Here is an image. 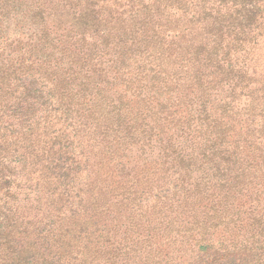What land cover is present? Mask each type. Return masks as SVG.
Listing matches in <instances>:
<instances>
[{
	"label": "trees",
	"instance_id": "trees-1",
	"mask_svg": "<svg viewBox=\"0 0 264 264\" xmlns=\"http://www.w3.org/2000/svg\"><path fill=\"white\" fill-rule=\"evenodd\" d=\"M0 264H264V0H0Z\"/></svg>",
	"mask_w": 264,
	"mask_h": 264
},
{
	"label": "rangeland",
	"instance_id": "rangeland-1",
	"mask_svg": "<svg viewBox=\"0 0 264 264\" xmlns=\"http://www.w3.org/2000/svg\"><path fill=\"white\" fill-rule=\"evenodd\" d=\"M33 184H35V183H33ZM79 184V183H78Z\"/></svg>",
	"mask_w": 264,
	"mask_h": 264
}]
</instances>
